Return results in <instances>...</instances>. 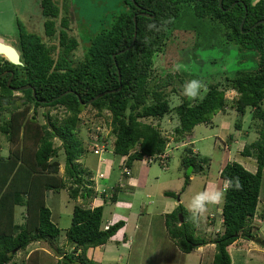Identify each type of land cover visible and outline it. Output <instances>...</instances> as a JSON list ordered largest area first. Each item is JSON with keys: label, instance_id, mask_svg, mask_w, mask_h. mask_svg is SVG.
Wrapping results in <instances>:
<instances>
[{"label": "trees", "instance_id": "1", "mask_svg": "<svg viewBox=\"0 0 264 264\" xmlns=\"http://www.w3.org/2000/svg\"><path fill=\"white\" fill-rule=\"evenodd\" d=\"M56 1H39L40 15L44 19V40L19 26L18 51L22 65H12L4 58L3 63L0 62V74L13 73L9 86L10 74L0 78V112L8 114L6 119L1 117L0 123V264H10L18 252L37 242L45 243L50 251L58 254L62 264H93L86 258V251L105 245L124 225L119 221L103 229L104 207L88 206L97 195L104 201L108 198L114 202L118 187L122 185L120 180L116 186L101 189L99 194L94 190L93 181L84 180L78 170L75 161L86 151L76 130L81 121L80 114L88 106L96 111V119L104 117L107 120L114 137L113 154L127 157L121 167L122 173L137 161L154 158L163 165L169 158L166 152L169 138L147 120H160L174 112L178 120V126L174 128L175 141L186 140L188 143L196 126L209 125L215 114L226 112L225 89H221L219 83L209 85L200 99L191 102L182 98L172 108L168 93L177 90H166L168 83L153 82L156 80L151 71L153 57L178 27L194 33V50L232 44L240 52L255 53L239 60H252L253 68L240 69L232 79H224L225 87L236 92L230 108L241 116L250 109L252 120L258 122L257 138L244 144L239 152L240 156L255 161V172L236 161L227 162L221 168L222 184L225 179L238 176L243 187L227 192L221 207L222 231L214 238L207 240L199 235L210 225L208 219L200 218L194 223L190 219L191 213L180 203L164 216L165 230L183 254L214 244L212 264H231L228 247L240 238H253L250 224L257 215L259 204L264 202L261 194L264 23L258 24L264 21V0H221V7L219 0H123V10L88 40L81 59L75 55L79 45L70 33L68 12L57 20L60 14ZM141 13L148 16H140ZM133 17H136L134 44L113 59L112 55L131 44ZM153 24L155 28L149 30L148 26ZM28 85L29 89L19 91L25 98L17 105L12 99L13 92ZM113 90L118 91L87 105V101L98 94ZM55 107H60L64 114L60 123L48 111L43 112L46 124L38 120L39 108ZM30 112H33L31 116ZM239 127L237 125L236 129ZM2 136L7 146L6 155H2ZM54 139L63 149L66 179L58 173L59 151L53 147ZM185 152L182 166L185 169L192 166L193 172H203L209 159L194 154L190 147ZM163 155L166 156L164 159H157ZM189 177L185 178L184 188ZM66 189L70 200L75 201L70 226L65 230L66 241L73 247L71 256L65 255L58 245L61 232L47 206V194L55 195ZM164 195L179 201L175 193L165 192ZM78 199L82 201L78 202ZM17 207L24 208L20 224L15 221ZM261 215L264 219V210ZM38 255V250L32 251L20 264H40Z\"/></svg>", "mask_w": 264, "mask_h": 264}, {"label": "rangeland", "instance_id": "2", "mask_svg": "<svg viewBox=\"0 0 264 264\" xmlns=\"http://www.w3.org/2000/svg\"><path fill=\"white\" fill-rule=\"evenodd\" d=\"M39 1L0 0V26H3V28L0 27V36L6 38L5 41L18 50L19 45L17 39L19 26L27 33L36 35L42 40L45 39L42 27L44 19L40 15ZM122 1H56L55 5L59 8L60 14L57 20H61L60 18L66 12L71 14V16L68 14L70 19L69 27L70 33L78 41L79 47L75 51L77 58L81 59L83 57L84 48L88 46V40L90 38L93 39L94 35L100 32L103 24H109L111 18L123 10ZM71 17H73L74 21ZM17 22L20 24L18 25ZM194 42L193 32L183 31L181 27L174 30L166 40L162 49L153 57L151 71L152 78H156L153 82L155 84L159 83V85L168 83L169 85L166 87V90L169 88L177 90L175 93H168V101L172 108L176 107L182 101V98L191 102L196 100H191L180 95L183 91V85L186 82L199 79L206 85V90L209 85L219 83L220 88L225 89V99L228 108L225 113L219 112L215 114L209 125L200 124L196 126L190 136L191 143L189 144L191 145L185 143L186 140L175 141L174 128L178 126V120L174 112L164 116L160 120H147V122L158 126L162 135L169 138V144L166 150L169 158L163 165L159 164L158 161L151 164L152 171L163 172L166 175L159 178L157 183L158 187L146 189V194L150 195V203H145L143 210L138 207L139 203L137 201L132 205V209L135 211V217L138 216V212H145V215L141 216V218L145 217L146 222L143 223L145 230L147 231V228L150 227V231L142 232V234L135 236L128 261L125 264H198L197 259L190 262V260L196 258L195 255L186 256L177 248V245L174 244V241L169 238L165 231L160 217L154 216L153 214L150 215L149 221L151 220L152 223L148 225L149 222H147L146 215L151 214L154 207L151 202H154L159 199V196H162L159 194V189L174 192L180 198V204L188 211L189 202L197 192L205 190L206 188H222L223 184L219 178V172L227 162L236 161L250 172L256 170L255 161L252 158L248 159L240 156L239 152L244 144L250 143L257 138L258 122L252 120L250 109H247L245 115L241 116L234 109L230 108L232 100L236 97V92L227 89L225 87L226 83H224V79L226 77L232 79L236 71L253 68L254 64L252 60H245L243 62L239 60H242V57L247 58L250 55H255V53L240 52L238 47L232 44L216 45L213 49L200 47L194 50ZM200 46H202L201 42ZM176 64L183 66L180 71L174 70ZM206 90H201V94L197 99H200ZM173 95L178 96L179 101L172 100L171 97ZM24 98L25 96L18 90L13 92L12 99L17 105H20L24 101ZM46 111H48L51 117L58 118L59 123L64 116L60 107H55L54 109L39 108L37 110V117L41 123H47V120L43 118V112ZM32 113L30 112L29 116ZM1 117L6 119L8 114L0 112V123L2 120ZM80 117L81 121L76 130V136L81 141L86 152L75 163L78 165V170L82 172V178L93 181L94 177L89 175V171H91L93 176L96 174L94 168L96 154L97 157H100V154L103 153L101 158L102 156L106 158L107 151L113 153L111 149L113 147L114 137L110 132L111 128L108 126L107 120L104 117L96 119V111L90 106L80 114ZM237 125L240 126L239 130L236 129ZM1 144L2 155H6L7 146L3 136ZM60 144L57 139L53 140V147L58 148L59 151L58 173L66 179L65 159ZM189 147L197 151H192L194 154L198 153L200 157H207L209 164L205 166L203 172H193L192 170L189 175L188 185L184 188V181L187 176L186 172L190 166L185 169L181 164V159L186 155L185 149ZM98 160L102 161L100 158H97ZM118 161V156L113 157V161H111L113 167L112 175L115 173L119 174L117 164L115 163ZM251 163L255 169L251 167ZM139 167L140 164L136 166L137 171ZM136 170L134 169V174L137 173ZM107 184L110 185L113 182L111 181ZM66 190H61L55 195L47 194V206L52 212L53 222L57 224L61 232L58 245L65 255L71 256V252H73L71 249L72 245L66 241L65 230L70 226L75 201L70 200L69 192ZM261 194L264 195V171L261 183ZM81 201L82 199H78V202ZM144 201L146 202L148 200L144 199ZM107 207L109 205L104 207V211ZM221 207L222 204L209 207L206 213L210 214L208 215L210 225L205 229V232L199 234L202 238L209 240L214 238L216 233L222 231ZM263 210L264 202L261 201L257 215L250 224L253 238L251 240L240 238L228 247L231 264H264V219L261 217ZM23 211L24 208L22 207H17L16 209L15 221L18 224L22 222ZM102 220L103 224L109 220L106 212L103 213ZM36 250L39 253L40 264H57V262L62 264L60 256L50 251L49 247L42 242L32 243L24 251L18 252L10 264H20L22 259ZM111 250L117 255L125 253L120 245H112ZM100 251L102 253L104 252L103 249L98 248L97 252ZM208 254H202L201 264H212L214 250H211V253ZM92 262L93 264H97L94 260Z\"/></svg>", "mask_w": 264, "mask_h": 264}, {"label": "crops", "instance_id": "3", "mask_svg": "<svg viewBox=\"0 0 264 264\" xmlns=\"http://www.w3.org/2000/svg\"><path fill=\"white\" fill-rule=\"evenodd\" d=\"M3 28V26H0ZM3 37V36H1ZM4 38V37H3ZM6 38H4L5 40ZM18 42V39H17ZM191 143L188 142V144ZM191 145V144H189ZM112 150V149H111ZM193 152H197L192 148ZM96 154V153H95ZM100 154V157H97L96 154V160H95V171L96 174L93 176L91 171H89V175H91L93 178V183H94V190L97 193H101V189H104L106 187H111V186H116L119 181L121 180V186L118 187L117 194L115 197V201L112 202L108 198L107 201H104V198L101 196H96L93 198V200L89 203V207H97V206H108L107 209L103 213L106 212L109 216V220L103 224L102 222V227H107L111 226L116 222L122 221L124 225L116 232V234L109 239V241L103 245L99 246L96 248H89L86 251V258L91 261H95L97 264H108V263H115V264H125L128 261V256L131 251V246L133 245V241L135 239V236L137 234H142V232H149L150 227L147 228V231L145 230L144 224L145 217L141 218V216H144V213H139L138 216L135 217V211L132 209V205L137 201L139 203V206L142 210L144 209V204L150 203V195L146 194V189L152 188V187H158L157 183L159 181L160 177L165 176L163 172L160 173L159 171H152L151 170V164H148L146 160L142 161H137L134 162L130 169V175L129 176H124L121 167L122 164L126 161L127 157H119V161L115 162L117 164V168L119 170V174L115 173L112 175L113 172V167L111 161H113V157H117L113 153H110L109 151L106 152V158H104ZM97 158L102 159V161L98 160ZM249 159V158H248ZM140 164V167L138 171L136 170V166ZM251 167L255 169L254 165L251 163ZM134 169L137 171L136 174H134ZM252 172H255L252 170ZM99 174H103L104 178H100ZM113 182V184H107L108 182ZM108 189V188H106ZM171 190H163L159 189V194L162 196H159V199L155 200L154 202H151V204L154 206L152 209V213L146 215L147 216V222L148 225L152 223L150 219V215L158 216L161 218L163 225L164 224V216L170 212H172L176 206L181 202L180 198L179 201H176L173 198L166 197L164 195L165 192H170ZM171 193H174L171 191ZM180 197V196H179ZM144 199H147L148 201H144ZM78 201V200H77ZM138 210V209H137ZM209 213H206L203 218H207L208 221L210 222L209 219ZM161 224V223H160ZM166 231V230H165ZM112 242V243H109ZM111 246H110V245ZM112 245H120L121 248L124 250V254H114L113 250H111ZM103 249L104 252L102 253L97 252V250ZM73 249V247H71ZM211 250H214L215 252V246L214 244H206L202 247L195 248L191 250L190 253L184 254V255H195L196 258H193L190 260V262L194 261V259H197L198 264H201V257L202 254H207L211 253ZM114 254V255H113ZM183 254V253H182ZM208 254V255H209ZM109 255V257H108ZM198 256V257H197Z\"/></svg>", "mask_w": 264, "mask_h": 264}, {"label": "clouds", "instance_id": "4", "mask_svg": "<svg viewBox=\"0 0 264 264\" xmlns=\"http://www.w3.org/2000/svg\"><path fill=\"white\" fill-rule=\"evenodd\" d=\"M171 22V21H168ZM167 23V22H166ZM149 30L155 28V25H149ZM181 64H176L174 66L175 71H180L182 69ZM201 90H206V85L199 79H193L191 81L186 82L183 85V91L180 93L181 96H185L191 100H195L201 94ZM174 101H179V97L173 95L171 97ZM100 177V174H99ZM104 175L102 174L103 178ZM242 183L238 176H233L231 178H227L223 181L222 188L220 187H213L212 189H205L202 191L197 192L194 196H192L189 205L188 211L191 213L190 219L195 223L204 214L208 211L210 206L220 205L224 202L227 192L229 190H242ZM108 227V226H107ZM104 227V229H107Z\"/></svg>", "mask_w": 264, "mask_h": 264}, {"label": "water", "instance_id": "5", "mask_svg": "<svg viewBox=\"0 0 264 264\" xmlns=\"http://www.w3.org/2000/svg\"><path fill=\"white\" fill-rule=\"evenodd\" d=\"M132 2H134V0H131ZM219 6L221 7V0L218 1ZM140 16H148L147 14L141 13ZM264 21H260L258 24H263ZM133 24H134V34H133V38L131 41V44L124 50L118 52L117 54L112 55V58L115 59L116 55H121L123 53H125L126 51H128L132 45L134 44L135 38H136V17H133ZM243 27V21L240 24V29H242ZM0 56H3L5 58L6 61H8L10 64L15 65V66H20L22 65L21 61H20V54L18 52V50L13 47L11 44L7 43L4 39L0 38ZM7 74H10L9 79L7 80V85L9 86L13 73L12 72H4L2 74H0V78L6 76ZM117 75H118V82L120 83L121 81V77H120V72L119 69H117ZM30 86H23L18 88V91H23V90H27L29 89ZM118 90H120V88H118ZM118 90H113V91H107V92H103L101 94H98L97 96H95L94 98L90 99L87 101V105H90L91 103H93L95 100L99 99L100 97H103L104 95L107 94H111L114 93L115 91ZM69 92V91H68ZM33 95L35 96L34 92ZM193 167L190 166L188 168V171L186 172V175L189 176L190 173L192 172Z\"/></svg>", "mask_w": 264, "mask_h": 264}, {"label": "built area", "instance_id": "6", "mask_svg": "<svg viewBox=\"0 0 264 264\" xmlns=\"http://www.w3.org/2000/svg\"><path fill=\"white\" fill-rule=\"evenodd\" d=\"M159 157L162 158V159H164L166 156L165 155L158 156L157 159H159ZM154 161H156V160H154V158H147V162L148 163H152ZM123 173L126 174V175H130V171L127 168L123 169ZM100 177H102V174H100Z\"/></svg>", "mask_w": 264, "mask_h": 264}, {"label": "flooded vegetation", "instance_id": "7", "mask_svg": "<svg viewBox=\"0 0 264 264\" xmlns=\"http://www.w3.org/2000/svg\"><path fill=\"white\" fill-rule=\"evenodd\" d=\"M68 14H69V13H68ZM69 15L71 16V14H69ZM71 18H72V20L74 21L73 17H71ZM69 25H70V19H69ZM103 25H105V24H103ZM0 38L4 39V38L1 37V36H0ZM15 48H16V47H15ZM16 49H17V48H16ZM193 49H194V48H193ZM17 50H18V49H17ZM18 52H19V51H18ZM20 57H21V56H20ZM3 58H4L3 56H0V62H1V63H3ZM4 60H5V58H4Z\"/></svg>", "mask_w": 264, "mask_h": 264}]
</instances>
